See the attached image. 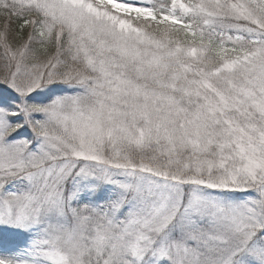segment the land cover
Segmentation results:
<instances>
[{
  "label": "snow or ice",
  "instance_id": "6c2138e0",
  "mask_svg": "<svg viewBox=\"0 0 264 264\" xmlns=\"http://www.w3.org/2000/svg\"><path fill=\"white\" fill-rule=\"evenodd\" d=\"M0 264H264V0H0Z\"/></svg>",
  "mask_w": 264,
  "mask_h": 264
}]
</instances>
